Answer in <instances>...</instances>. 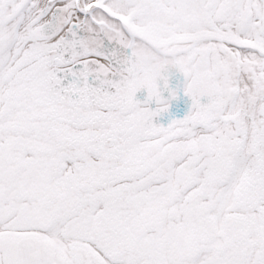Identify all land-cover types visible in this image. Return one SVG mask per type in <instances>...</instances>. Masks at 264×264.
<instances>
[{
  "label": "snow or ice",
  "instance_id": "snow-or-ice-1",
  "mask_svg": "<svg viewBox=\"0 0 264 264\" xmlns=\"http://www.w3.org/2000/svg\"><path fill=\"white\" fill-rule=\"evenodd\" d=\"M0 264H264V0H0Z\"/></svg>",
  "mask_w": 264,
  "mask_h": 264
},
{
  "label": "flooded vegetation",
  "instance_id": "flooded-vegetation-1",
  "mask_svg": "<svg viewBox=\"0 0 264 264\" xmlns=\"http://www.w3.org/2000/svg\"><path fill=\"white\" fill-rule=\"evenodd\" d=\"M174 84V83H173ZM139 94V93H138ZM141 96V95H140ZM187 108V105L184 103V100H181L180 103L178 105H174L173 108H172V112L174 111H178L180 112V115L179 116H176V118H180L183 116L184 114V111L186 110Z\"/></svg>",
  "mask_w": 264,
  "mask_h": 264
},
{
  "label": "rangeland",
  "instance_id": "rangeland-1",
  "mask_svg": "<svg viewBox=\"0 0 264 264\" xmlns=\"http://www.w3.org/2000/svg\"><path fill=\"white\" fill-rule=\"evenodd\" d=\"M172 82H173L174 84L176 83L175 80H173ZM141 93H144V95H146V92H141ZM137 98H139V94H137ZM139 99H140V98H139ZM185 111H186V110H185ZM185 111H184V114H185ZM184 114H183V115H184Z\"/></svg>",
  "mask_w": 264,
  "mask_h": 264
},
{
  "label": "water",
  "instance_id": "water-1",
  "mask_svg": "<svg viewBox=\"0 0 264 264\" xmlns=\"http://www.w3.org/2000/svg\"><path fill=\"white\" fill-rule=\"evenodd\" d=\"M175 114H176V112L173 115H175Z\"/></svg>",
  "mask_w": 264,
  "mask_h": 264
}]
</instances>
